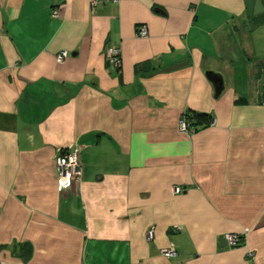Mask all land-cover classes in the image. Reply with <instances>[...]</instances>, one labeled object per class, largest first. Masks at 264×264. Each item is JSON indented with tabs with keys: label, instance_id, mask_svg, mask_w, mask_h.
Returning <instances> with one entry per match:
<instances>
[{
	"label": "crops",
	"instance_id": "obj_1",
	"mask_svg": "<svg viewBox=\"0 0 264 264\" xmlns=\"http://www.w3.org/2000/svg\"><path fill=\"white\" fill-rule=\"evenodd\" d=\"M190 113L207 118L181 133ZM72 149L82 176L62 191ZM0 264H264V12L0 0Z\"/></svg>",
	"mask_w": 264,
	"mask_h": 264
},
{
	"label": "built area",
	"instance_id": "obj_2",
	"mask_svg": "<svg viewBox=\"0 0 264 264\" xmlns=\"http://www.w3.org/2000/svg\"><path fill=\"white\" fill-rule=\"evenodd\" d=\"M98 0H94V2H97ZM113 3L118 2V0H109ZM57 15V12H53V16L55 17ZM148 35V31L146 26H140L137 30V36L140 38H145ZM67 55L66 52H61L57 56V61L61 62L63 58ZM106 63L114 68L120 67V57H119V51L118 49L114 47H109L106 50L105 55ZM179 131L181 133H188L187 132V123L184 120L183 117L179 120ZM55 168L57 173V179L56 184L59 190H67L69 189L73 183H75L77 180L80 179L82 176V168L81 163L79 159V151L78 149H72V150H64L62 151L56 158L55 162ZM176 192H179L180 189L176 188ZM154 237V229L151 228L148 230L146 234V240L151 241ZM224 239L227 243V245L231 248L236 247L239 242L241 241V236L235 235V234H227L224 236ZM161 255L166 258H172L176 256V251L173 248L168 249H162ZM251 257V255H250Z\"/></svg>",
	"mask_w": 264,
	"mask_h": 264
},
{
	"label": "water",
	"instance_id": "obj_3",
	"mask_svg": "<svg viewBox=\"0 0 264 264\" xmlns=\"http://www.w3.org/2000/svg\"><path fill=\"white\" fill-rule=\"evenodd\" d=\"M245 1H246V6H247V11H248L249 16L257 15V14L264 12V4L262 3V0H245ZM185 64L186 63L175 64V65L167 67L164 71L176 70L178 68H181ZM206 76L211 81V83L214 87L215 96H218L223 89V80H222L221 76L216 75V74L211 73V72L206 73ZM219 243H220L219 244L220 247H224L227 245L224 238H220Z\"/></svg>",
	"mask_w": 264,
	"mask_h": 264
},
{
	"label": "trees",
	"instance_id": "obj_4",
	"mask_svg": "<svg viewBox=\"0 0 264 264\" xmlns=\"http://www.w3.org/2000/svg\"><path fill=\"white\" fill-rule=\"evenodd\" d=\"M184 120L187 123V132L190 133L191 132V127L195 126L192 124L191 120H197V121H203L204 119L207 118V116L205 114H193L190 113L189 115H183Z\"/></svg>",
	"mask_w": 264,
	"mask_h": 264
}]
</instances>
